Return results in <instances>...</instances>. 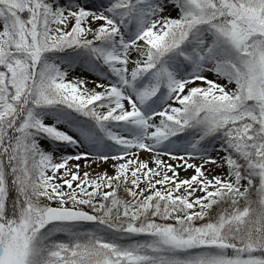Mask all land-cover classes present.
Instances as JSON below:
<instances>
[{
  "label": "snow or ice",
  "instance_id": "6c2138e0",
  "mask_svg": "<svg viewBox=\"0 0 264 264\" xmlns=\"http://www.w3.org/2000/svg\"><path fill=\"white\" fill-rule=\"evenodd\" d=\"M0 264H264V0H0Z\"/></svg>",
  "mask_w": 264,
  "mask_h": 264
},
{
  "label": "rangeland",
  "instance_id": "374dc122",
  "mask_svg": "<svg viewBox=\"0 0 264 264\" xmlns=\"http://www.w3.org/2000/svg\"><path fill=\"white\" fill-rule=\"evenodd\" d=\"M75 74H76V75H80L81 72L78 71V72H76ZM87 78H88L89 80L95 79V77L92 76V75H90V74L87 75ZM209 78L214 79V77H209ZM218 82H219V83H224V81H218ZM46 143H47V142L42 141V145H43V146H46ZM68 152H69V153H72V149H68ZM148 157H149V154H145V153H141V154H140V159H142V160H143V159H148ZM164 159H165L166 162H168V163H172V164H174V165L177 163V162H175V161H171L168 157H164ZM80 163H81V174H82L83 171L85 170L84 167H83V165H84V161H81ZM94 166H95V165H92V168L87 169V170L90 172V174L93 175V176H94L96 173H101V172H103V171H105V170L108 171L109 174H113V171H112L110 165H107L105 169H100V170H95V169H93ZM150 166H151V165H150ZM191 174H192V170H188V172H185V171H183L182 169L180 170V177H181V178H187V177H188L189 175H191ZM214 174H215V175H224V171L221 170V169H216L215 172H214ZM169 175H171V173H169Z\"/></svg>",
  "mask_w": 264,
  "mask_h": 264
},
{
  "label": "bare ground",
  "instance_id": "6f19581e",
  "mask_svg": "<svg viewBox=\"0 0 264 264\" xmlns=\"http://www.w3.org/2000/svg\"><path fill=\"white\" fill-rule=\"evenodd\" d=\"M107 165H101L100 167H97L96 165L93 167L95 170L105 169Z\"/></svg>",
  "mask_w": 264,
  "mask_h": 264
}]
</instances>
